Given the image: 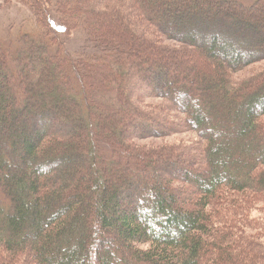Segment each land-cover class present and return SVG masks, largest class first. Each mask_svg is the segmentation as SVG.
I'll return each instance as SVG.
<instances>
[{
  "label": "trees",
  "instance_id": "1",
  "mask_svg": "<svg viewBox=\"0 0 264 264\" xmlns=\"http://www.w3.org/2000/svg\"><path fill=\"white\" fill-rule=\"evenodd\" d=\"M33 1L43 33L20 36L14 50L0 43V264H264V243L241 231L255 230L245 224L248 213L264 207V70L232 78L264 61V31L248 19L264 13V0H66L58 27ZM96 5L102 17L133 19L151 40L140 39L143 45L129 33L132 45L106 29L82 35ZM71 32L85 40L79 56L61 50L58 34ZM206 36L207 50L199 43ZM192 51L218 70L225 111L211 104L215 87L196 83L199 72L186 66ZM166 65L172 71L162 74ZM144 84L204 142L200 175H177L174 167L189 159L173 148L135 146L134 139L180 132L156 130L167 128L164 117L138 107L130 89ZM124 130L138 133L123 139ZM252 134L258 137L248 141ZM163 175L166 187L155 180ZM191 182L196 198L177 206L172 185Z\"/></svg>",
  "mask_w": 264,
  "mask_h": 264
},
{
  "label": "rangeland",
  "instance_id": "2",
  "mask_svg": "<svg viewBox=\"0 0 264 264\" xmlns=\"http://www.w3.org/2000/svg\"><path fill=\"white\" fill-rule=\"evenodd\" d=\"M48 1L49 3L47 6L45 3H43L44 0H40L41 4L40 3L38 4V2H36V4L39 7L38 9L52 20V25L57 26L56 17L60 15V13L62 12V7H63L62 5L66 6L67 1L66 0H48ZM145 1H153V0H145ZM155 1L166 3V1L168 0H155ZM250 1L252 0H244L243 2L249 3ZM33 4H34L33 0H0V43L5 45L6 48L14 50L16 40L24 34L39 36L41 33H43L42 25L46 26L45 25L46 22L43 20L42 16L41 17L39 16L40 17L39 18L32 14V10L34 9L33 6H35ZM72 5H73L72 3L69 4L70 8L72 7ZM162 5H164L165 8L166 6L168 7L167 4L166 5L162 4ZM85 9L87 10L89 9V7H85ZM90 10H92L93 12H99V13L96 14L97 16L96 15L92 16L94 17L92 21L88 20L86 25L85 26L83 25L82 31L85 34H83L82 32V35H86V33L88 34V30L90 29L92 32L94 31L101 32L104 29H106V30H112L113 32L118 33L119 37L123 38V40L127 42L130 41L129 43H132V45H133V37H131V35L134 37L136 36L137 39L139 38V40L137 41L139 43H142L143 45L145 43L141 42L140 39L143 40V38L144 39L147 38L148 40H151L146 36L145 32L142 33L141 28L136 29L133 27L132 21L135 22L133 19L129 18L130 20L129 19L117 20L116 18L110 17V16L108 18L102 17V15L104 14V11H102V9L98 5L90 7ZM248 19H250V22L254 24L255 28L257 27L259 31H264V13L263 14H258V13L251 14L250 16H248ZM62 20H65V19L62 18ZM62 22L66 24L65 21H62ZM66 22L70 25L74 24V22L71 20L66 19ZM119 25H124V26H119ZM71 33L72 34L68 35L69 39H65V37H62L58 34L59 39H60V44H61V50L63 51V53H66L67 55L79 56L81 54L80 51L85 49L84 43H83L85 40H83L79 35L75 34L74 32H71ZM129 33L130 34L132 33V34L130 35ZM253 34L255 35L257 33H253ZM160 42L164 45H168L171 47H175L176 45V43L170 42L169 40H166L164 38L162 39L160 38ZM199 43L202 45L203 49L207 50L208 43H209V36H206V38L201 39ZM147 50L149 51V49ZM150 54L152 55L151 51H150ZM146 57H148V55H146ZM156 58L160 59V62L164 60V58H161V56L156 57ZM108 63L110 65L111 63L110 60ZM36 64H38L37 60L32 62V65L30 66L29 72L30 74H32V76L35 75L34 65ZM186 66H192L194 70H197L199 72L198 77L196 79L197 80L196 83L202 80L204 82H207L209 86L215 87L216 94H215L214 100L212 98L213 101L211 104L212 106H217L221 110V112L225 111V109H227L228 107L229 99L224 100V98L221 97V94H220L221 87L216 83V80L214 78L219 75V72L218 70H215V67H213V64L211 62L206 61L201 56V54L198 53L197 51H192L188 53V56L186 59ZM169 67L170 66L166 65L165 68H162L161 70L162 74L163 73L167 74V72H171L172 68H169ZM205 67H209V69H211V71L213 72L208 73L209 72L208 71L206 74ZM51 70L53 72L55 71V69H51ZM110 70L111 72H113V74L114 72H116L114 68L111 69L110 67ZM263 70H264V61L257 62L253 65L246 66L240 72L235 73L232 76V78L234 81L240 82ZM88 73L91 76L93 74V72L91 71H89ZM57 74H60V72H57ZM95 76L98 77V80L100 78V83H99L100 86H104L105 82L101 80L103 79L102 74L100 75L98 73V74H95ZM150 79L148 80V83L150 82ZM144 85L143 86L141 85L140 87L134 86V87H131L130 89L131 91H133V93L137 95L140 101L138 104V107L150 110L151 115H157L156 117L159 119L161 118V116L164 117L162 118L163 121L162 119L160 120L164 122L163 125L165 124L167 125L166 126L167 128L159 124H156L157 125L156 130L165 131L166 133H171V131L176 130V128H178V131L180 132L177 131L178 133L172 134L170 136H167L161 139L160 138L159 139L147 138V139H140V140L134 139L135 146L137 145L143 150L159 149L160 147L173 148L180 154H183V156H185L187 159H189L188 161L184 163L178 164L177 169L176 167H174L173 169L174 172H176L177 175L181 177H182V174L184 173H187L191 177L195 175H200L206 169L205 164L202 162H199L201 161L200 158H203L204 156V150H205L204 142L201 141L200 137H198L197 134L193 132H188L185 129L183 125L184 124L183 115L175 111L173 107L170 106V104H167L168 102H165L159 98H153L152 95L155 94L154 89L152 87L150 88V86L147 84H144ZM44 87L45 86L43 84L39 83L36 87V90L38 91L40 95H42L45 98L47 93L45 92L44 89H47V88L46 87L44 88ZM111 91H114V90H111ZM99 100L105 103L106 106H108L112 111H115V113L119 112V109H117L116 105L110 104L109 100H106V99H99ZM137 103L138 102H136V105ZM244 105L246 106V103ZM239 120L244 121V118L241 117ZM232 128L236 129L238 132L241 131L238 125L232 126ZM124 131H125L126 136H124L123 139H125V137L133 138V136L136 135V133H138L136 130L129 131V133L127 132V130H124ZM72 134H77V133L76 131L73 130ZM226 136L228 137L229 140L232 139L234 143L237 141V138H234V137L231 138L230 134ZM257 137L258 136L256 134H252L248 136V141L254 138L256 139ZM214 139L219 140L221 144H225L223 142L224 137L222 136H219L218 138L215 137ZM254 144L255 142H253L250 145V147H248L247 149V154L250 156H254V154L256 153V148L254 147ZM233 153L236 155L238 151H235ZM166 175H163L160 177L157 176L156 177L157 179H155L163 187H166L167 185L168 179ZM201 177H200L201 181H204V180L206 181L205 177L203 178ZM172 188L176 190L173 191V193L171 194L168 193V194L174 197L177 206L184 205L186 207V205H189L192 202L191 200H194L196 198V195L194 192L197 188V185L193 184L192 182L184 186L182 184L181 185L174 184L172 185ZM179 189H183V190L180 191ZM260 205L262 204H258L252 211L248 213V219L245 223V224L253 223L252 227H254L255 230L243 224L244 227H242L241 231L246 236L253 235L257 240L264 243V207L261 208ZM254 233H256L257 235H254ZM93 264H97V263L95 262Z\"/></svg>",
  "mask_w": 264,
  "mask_h": 264
}]
</instances>
